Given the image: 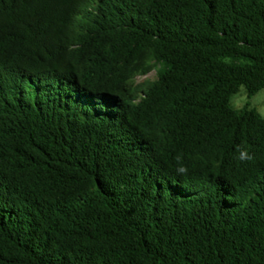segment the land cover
I'll return each instance as SVG.
<instances>
[{"label":"trees","instance_id":"obj_1","mask_svg":"<svg viewBox=\"0 0 264 264\" xmlns=\"http://www.w3.org/2000/svg\"><path fill=\"white\" fill-rule=\"evenodd\" d=\"M239 86L264 0H0V264H264Z\"/></svg>","mask_w":264,"mask_h":264},{"label":"rangeland","instance_id":"obj_2","mask_svg":"<svg viewBox=\"0 0 264 264\" xmlns=\"http://www.w3.org/2000/svg\"><path fill=\"white\" fill-rule=\"evenodd\" d=\"M155 76V71L150 70L145 75L134 76L131 80V84L135 85L144 79H152ZM230 104L234 108H241L243 106L254 108L259 114L264 115V87L258 89L254 94L249 97L245 96L244 89L239 86L237 92L230 96Z\"/></svg>","mask_w":264,"mask_h":264},{"label":"clouds","instance_id":"obj_3","mask_svg":"<svg viewBox=\"0 0 264 264\" xmlns=\"http://www.w3.org/2000/svg\"><path fill=\"white\" fill-rule=\"evenodd\" d=\"M178 162V167L176 168L178 175H185L188 172V168L181 163L182 155L178 154L175 158ZM238 159L241 161H252L254 156L248 151L247 148L239 149V156Z\"/></svg>","mask_w":264,"mask_h":264}]
</instances>
